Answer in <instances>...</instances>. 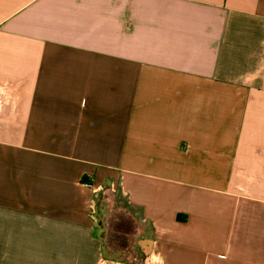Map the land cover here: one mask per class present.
<instances>
[{
    "label": "crops",
    "instance_id": "1",
    "mask_svg": "<svg viewBox=\"0 0 264 264\" xmlns=\"http://www.w3.org/2000/svg\"><path fill=\"white\" fill-rule=\"evenodd\" d=\"M103 191L146 264H264V0H0V264H127Z\"/></svg>",
    "mask_w": 264,
    "mask_h": 264
},
{
    "label": "rangeland",
    "instance_id": "2",
    "mask_svg": "<svg viewBox=\"0 0 264 264\" xmlns=\"http://www.w3.org/2000/svg\"><path fill=\"white\" fill-rule=\"evenodd\" d=\"M100 194V205L104 206L100 221L104 229L103 237L104 243L106 244V249L119 250L117 249L116 244L125 243V250H122V258H124L128 262H139V264L142 263L143 255L138 251V246L140 245L142 246V248H144L143 254L145 255L148 249L149 242L142 239L138 242V238L136 237H122L119 235V233L112 232L114 223L117 220L121 221L119 214L125 213L122 209L127 208L126 202L125 200H123L121 193L119 191H103ZM126 210H129V208H127Z\"/></svg>",
    "mask_w": 264,
    "mask_h": 264
},
{
    "label": "trees",
    "instance_id": "3",
    "mask_svg": "<svg viewBox=\"0 0 264 264\" xmlns=\"http://www.w3.org/2000/svg\"><path fill=\"white\" fill-rule=\"evenodd\" d=\"M100 196L101 194H99L97 201H96V211H95V216L96 219L98 221V229L100 232H104L103 226L101 224L100 221V217L102 215V210L104 208V206L100 205ZM120 215V219L121 221L117 220L114 225H113V229L112 232L114 233H119L120 236L122 237H126V236H130V237H135L136 235V226L134 223V220L132 219V217L127 214H119ZM125 243H118L116 244L117 249L119 250H107L106 249V244L104 243V240L102 241V246L104 249V257H106V259L109 260H115V261H120V262H125L127 264H139V262H128L127 260H125L124 258H122L123 254H122V250H125ZM115 245V244H114ZM138 251L140 253H142L143 255V262L140 264H146V256L143 254V251L138 247ZM119 253V254H118Z\"/></svg>",
    "mask_w": 264,
    "mask_h": 264
}]
</instances>
